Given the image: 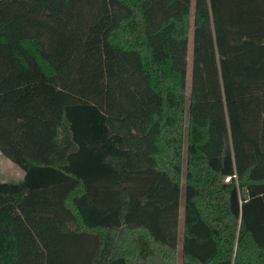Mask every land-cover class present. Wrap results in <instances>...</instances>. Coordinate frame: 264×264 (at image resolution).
Masks as SVG:
<instances>
[{"label":"trees","instance_id":"trees-1","mask_svg":"<svg viewBox=\"0 0 264 264\" xmlns=\"http://www.w3.org/2000/svg\"><path fill=\"white\" fill-rule=\"evenodd\" d=\"M0 155V264H264V0H0Z\"/></svg>","mask_w":264,"mask_h":264},{"label":"rangeland","instance_id":"rangeland-1","mask_svg":"<svg viewBox=\"0 0 264 264\" xmlns=\"http://www.w3.org/2000/svg\"><path fill=\"white\" fill-rule=\"evenodd\" d=\"M187 63H188V72H190L191 67V35L189 36V44H188V57H187ZM187 83L189 84V77L187 78ZM184 175V174H183ZM23 177L22 172L18 169V167L3 158L0 155V181H8V182H17L20 181ZM182 185L184 184V180L182 181ZM183 199H181V208H180V217H179V238L181 236V227H182V217H183V207H182ZM177 264H180V245L178 248V254H177Z\"/></svg>","mask_w":264,"mask_h":264},{"label":"water","instance_id":"water-1","mask_svg":"<svg viewBox=\"0 0 264 264\" xmlns=\"http://www.w3.org/2000/svg\"><path fill=\"white\" fill-rule=\"evenodd\" d=\"M243 197H244L245 200L248 199V196H247V193L246 192H243Z\"/></svg>","mask_w":264,"mask_h":264},{"label":"crops","instance_id":"crops-1","mask_svg":"<svg viewBox=\"0 0 264 264\" xmlns=\"http://www.w3.org/2000/svg\"><path fill=\"white\" fill-rule=\"evenodd\" d=\"M151 264H161L160 262H153V263H151Z\"/></svg>","mask_w":264,"mask_h":264}]
</instances>
